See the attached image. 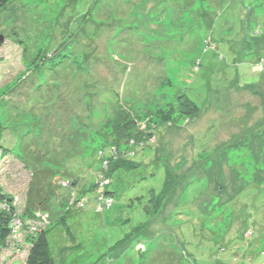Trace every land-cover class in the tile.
Returning a JSON list of instances; mask_svg holds the SVG:
<instances>
[{
	"label": "rangeland",
	"instance_id": "rangeland-1",
	"mask_svg": "<svg viewBox=\"0 0 264 264\" xmlns=\"http://www.w3.org/2000/svg\"><path fill=\"white\" fill-rule=\"evenodd\" d=\"M0 151V264H264V0H11Z\"/></svg>",
	"mask_w": 264,
	"mask_h": 264
},
{
	"label": "trees",
	"instance_id": "trees-1",
	"mask_svg": "<svg viewBox=\"0 0 264 264\" xmlns=\"http://www.w3.org/2000/svg\"><path fill=\"white\" fill-rule=\"evenodd\" d=\"M11 0H0V11L10 2ZM177 100H179L180 106L184 109L183 113L184 115L190 116L194 112H197L198 106L190 100L188 97L184 95L178 96ZM131 118H127L124 121V131L118 132L120 135L123 134L122 138H125L126 140L123 141H130L131 142V149L128 153L132 152V146L136 144H141L145 145V141L141 140V136H139L136 133L133 134V131L131 129L132 126V121L130 120ZM118 125V124H117ZM119 126V125H118ZM112 145V144H111ZM110 144L106 146H110V156L106 157L107 159H110L113 154H115V147L111 146ZM3 151V150H2ZM99 155H103V150L100 149L98 152ZM1 151H0V157H1ZM105 158V159H106ZM118 158V157H116ZM122 158V157H119ZM124 159V160H123ZM116 163H112V161L109 163V168L107 167V170L104 172V167L102 166L101 172L104 177L108 178L107 183H101L100 185L98 184L94 191L95 198L94 200L98 201L101 209L98 211H102L104 208L109 207L112 202H113V192L110 191L107 186L111 182V175L112 172H114L119 166H121L123 163L126 162L127 167H133L135 162L128 158H122L120 160H116ZM165 187V185H164ZM15 207L13 204V200L9 194L6 192L0 190V253L1 250L3 249V246L5 242L8 240V238L11 236L14 227L12 224V221L15 219ZM30 242V247H29V254L27 256L26 263L27 264H56V260L51 253L48 238L46 235V232L39 230L35 236H30L27 239Z\"/></svg>",
	"mask_w": 264,
	"mask_h": 264
}]
</instances>
